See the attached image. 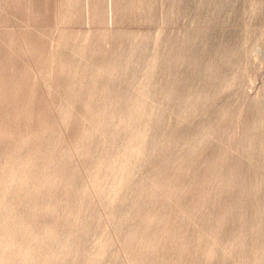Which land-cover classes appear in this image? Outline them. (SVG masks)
Returning <instances> with one entry per match:
<instances>
[{
    "label": "rangeland",
    "instance_id": "rangeland-1",
    "mask_svg": "<svg viewBox=\"0 0 264 264\" xmlns=\"http://www.w3.org/2000/svg\"><path fill=\"white\" fill-rule=\"evenodd\" d=\"M258 1L142 0L143 10L139 11V0H127L124 17L118 15L112 25H107L98 15L89 24L85 23L83 0L71 3L68 0H0V220L9 211L11 202L16 201L12 199L20 185L16 177L23 168H29L32 177L26 187L28 194L12 204L15 222L0 235V256L3 255L0 264H45L46 257L40 256L37 261L34 257L27 258L28 251L65 255L56 257L59 260L56 264H264V257L255 259L254 253L260 244L257 215L246 208L238 220L232 210L241 195L247 198L246 204L248 200L251 202V208L255 207L254 200H264L263 195H254V190L264 185V166L251 171L247 163L244 167L236 166L239 147L248 133L246 128L252 131L254 126L264 124V102L261 103L262 120L256 119L251 102L243 104L240 97H234V91L241 87L239 83L226 84L232 76L239 75L229 60L233 51L246 43L247 49L257 45L260 55L264 56V40L257 33L259 28H264V0L255 8L259 9L255 14L249 11V5ZM96 7L100 14L101 8ZM66 9H70L68 14ZM245 29L251 31L247 36ZM181 45L194 52L177 54ZM215 47L217 52H206ZM172 57H178V66L164 68ZM183 58H191L192 65ZM71 61L80 65V70L84 67L83 73L78 70L82 79L74 80L73 86L67 79H70V70L66 71ZM88 63L96 64L94 69L98 74L93 73L94 79L98 78L96 86L91 85L92 70L85 68ZM111 72L114 77L109 79ZM254 72L257 81L252 87H246H251L249 94L264 81V59L260 69ZM178 78L177 88H191L196 99L201 94L190 114L187 104L173 105L160 90L171 87ZM140 84L144 85L145 92L137 99ZM70 87L72 92L80 93L79 97L67 99ZM106 88L117 95L125 92L127 105L141 104L139 114L148 117L145 121L140 117L135 119L142 123L140 133L145 135L144 144L140 146L137 139L126 147L129 173H121L119 168L124 162L116 160L117 167L112 168L119 174L116 183L109 181L98 164L106 151L118 158L125 144L113 145L109 133L93 124L97 119L95 114L100 115L98 120L110 119L111 127L126 135L133 126L123 127L119 116L122 103L112 108L115 103L111 105L107 99L113 93ZM88 90L93 97L86 95ZM85 98H89V106ZM257 100L263 101L264 97ZM225 108L228 111L225 122L210 131L219 138L201 143L202 112L213 116L212 112ZM165 133L170 138L151 148V143L159 142ZM263 136L264 133L260 138L264 139ZM83 140L91 145L88 155L78 149L84 148ZM189 145L193 151H189ZM139 148L141 152H137ZM145 155L150 156L147 162ZM219 155L222 156L215 161ZM28 157L33 160L32 166L19 164ZM8 160L12 165H6ZM165 161L168 168L178 169L179 174L170 185L175 191L171 205L169 198L161 196L166 193L165 187L163 192L155 191L152 198L155 203L148 204V216L153 221L147 224L145 232L137 233L140 243L135 240L131 245L127 243L134 247L125 246V222L121 221L123 227L114 230L110 221L116 223L119 216H129L139 209L144 193L140 197L137 185L147 184L146 176L162 169ZM230 168H237L236 174H239L232 188L224 181ZM217 172L219 179H216ZM87 180L92 185L98 181L100 189L95 195H85L84 207L77 211L78 197ZM125 181L127 185L122 184ZM114 185L121 189L117 191L119 200L111 206L107 201L114 194ZM174 200L179 203L177 209L173 206ZM99 201L103 212V219L98 222L101 224L97 223L100 208L93 206ZM222 211L225 232L218 235L216 223ZM105 216L110 217L108 224ZM165 222L176 229L174 240L163 235L161 227ZM243 245L250 250L242 253Z\"/></svg>",
    "mask_w": 264,
    "mask_h": 264
},
{
    "label": "bare ground",
    "instance_id": "bare-ground-1",
    "mask_svg": "<svg viewBox=\"0 0 264 264\" xmlns=\"http://www.w3.org/2000/svg\"><path fill=\"white\" fill-rule=\"evenodd\" d=\"M132 1V0H131ZM140 4L138 5V8H139V11L140 10H143L142 7V0H139ZM67 2V1H66ZM68 2H72V0H68ZM261 2L262 0L258 1L256 4L252 5L250 4L249 5V11L252 12V14H255V12H257L259 9H255L257 7H260L261 5ZM126 4H127V0H83V11H84V21L86 24H89V22L91 21V19H94L97 15H98V18L100 20H104L107 25H112L113 24V20L118 17V15H121L122 17H124L125 13H124V10L126 9ZM96 5H98L100 8H101V13L99 14L97 12L98 10V7H96ZM132 5V4H131ZM135 6V5H134ZM150 6V5H149ZM5 7V6H4ZM149 8V7H148ZM5 9V8H4ZM147 10V9H146ZM70 11V9H66L65 12L68 14ZM138 11V10H137ZM148 11V12H147ZM146 11V13H149L151 11V8L148 9ZM142 12V11H141ZM7 13V12H6ZM124 13V14H123ZM56 14V13H55ZM6 15V14H5ZM148 17V16H147ZM56 18V17H55ZM150 19V18H149ZM118 20V19H117ZM56 30V29H55ZM67 31V30H66ZM249 32L251 31H248L247 29H245V32H244V35L247 36L249 34ZM253 32V31H252ZM103 33H106L105 31ZM257 33L263 38L264 40V28H259V31H257ZM62 35V34H61ZM64 38V37H63ZM10 44V43H9ZM208 44V43H207ZM212 48L214 47L211 46ZM218 47H215L214 49H206V52L209 54V53H215L217 52L218 50ZM153 52H157L155 50H153ZM194 51H190L188 48H183L182 45L178 48L177 50V54H181V55H186V54H191L193 53ZM241 52H243V54L241 55ZM241 56V57H240ZM243 57V59H242ZM73 59V58H72ZM149 59V58H148ZM148 59H145V60H148ZM184 60L187 61L188 65H192V59L191 58H183ZM263 59H264V56L260 55L259 53V49H258V46L255 45L253 47H251L250 49H247V44L244 43V45H242L240 47V49L238 51H233L232 52V55L230 57L229 60H231V64L234 65V68L233 70L238 72L239 75L238 76H232V78L230 79V81H228L226 84L227 85H231V84H236V83H239V86L243 87V88H237L235 91H234V97H240L241 98V102H243V104H245L246 102H251L252 104V111H253V117L256 118V119H261L262 120V114H263V107H261V103L264 102L263 101H258L257 99L260 97V96H263L264 97V81H261L259 82V85H257L256 88H254V92L253 94H249L248 92V89L249 88H246L247 86H251L255 80L257 79L256 78V74H255V70H258L260 69V65L261 63L263 62ZM57 60V59H56ZM71 60V59H70ZM74 60V59H73ZM72 60V61H73ZM77 60V59H76ZM171 61V63L167 64L166 67L164 68H167V69H174V67H177L178 66V57H172L169 59ZM59 61V60H58ZM69 61V59H68ZM69 62L67 63V67L68 69H66V71L70 70L69 71V78H67L68 80L71 81V86H73L74 84V80H76L77 82V79H82L81 77V73L78 71L80 69L78 64H75L74 62ZM75 61V60H74ZM60 62V61H59ZM62 62V61H61ZM65 62V61H64ZM78 62V60H77ZM184 62V61H183ZM63 63V62H62ZM82 63V62H81ZM59 64V63H58ZM57 64V65H58ZM61 64V63H60ZM63 64H61L62 66ZM83 65V64H82ZM61 66H60V69H61ZM66 66V64L64 65ZM96 66V64L94 63H88L86 65L85 68H88V69H91L92 72H91V75L90 76V79L92 81V84L93 86H96L97 84V81L98 78L97 76H95L96 79H94V75L93 73H95L97 70L94 69ZM250 66V67H249ZM63 67V66H62ZM208 67V65H207ZM66 67H64L65 69ZM84 69V67L82 68ZM81 69V70H82ZM87 69V70H88ZM63 70V69H61ZM60 70V71H61ZM80 70V71H81ZM96 70V71H95ZM65 71V70H64ZM85 71V70H84ZM62 74V72H60ZM65 73V72H63ZM82 73H83V70H82ZM86 73V72H84ZM36 74V73H35ZM89 74V73H88ZM96 74H98L96 72ZM109 75V79L113 78L114 77V73L111 72L108 74ZM85 76V75H84ZM88 76V75H87ZM86 76V77H87ZM99 77V76H98ZM84 79V78H83ZM86 81H87V78H85ZM85 79L83 80L84 82ZM89 79V78H88ZM89 79V80H90ZM66 80V79H65ZM88 80V81H89ZM102 80V79H101ZM262 80V79H261ZM57 81V80H56ZM69 81V82H70ZM89 81V82H91ZM180 81V78H178L177 80L173 81V84L171 87L169 88H160V90H162L163 92V95H164V98L168 101H170L173 105H178V104H181V103H185L187 104V106L189 107V110L188 111V114H190L196 107V104L198 103L200 97H201V94H197V99L195 98V95L194 93L192 92V90H190L191 88H177V85ZM257 81V80H256ZM68 82V81H67ZM81 82V81H80ZM102 82V81H101ZM65 83V82H63ZM83 83V82H82ZM69 84V85H70ZM86 84V83H85ZM101 84V83H100ZM103 84V83H102ZM101 84V85H102ZM13 85V84H12ZM11 85V87H12ZM41 85V84H40ZM63 85V84H62ZM79 86V85H78ZM85 86V85H84ZM99 86V85H98ZM143 84H140V87H138V91L136 93V98L137 99H140L141 97H139L140 95H142L144 91V88H143ZM81 87V86H80ZM89 87V86H88ZM129 87V86H127ZM159 87H162V86H159ZM252 87V86H251ZM250 87V89H251ZM66 88V87H65ZM68 88V87H67ZM93 88V87H92ZM95 88V87H94ZM98 88V87H97ZM103 88V86H102ZM62 89V88H61ZM73 88L70 87V91L67 95V99H76L77 98V95L79 97V94H77L76 92H72ZM88 89V88H86ZM101 89V88H100ZM105 89V88H104ZM219 90H223V89H232V88H218ZM249 89V90H250ZM14 90V89H13ZM90 90V88H89ZM88 90V94H86L87 96L89 97H93V94H91V91ZM107 91H110L111 93H113L112 95L113 96H110L108 99H107V102H109V104L112 105V103H115L112 108H115V107H119L118 105H120V103H122V107L120 106V109H119V116L122 118V125L124 128H127V127H130V126H133V130L132 131H128L129 133L126 135L124 134L122 131L118 130L117 128L115 127H111L112 124H111V121L110 119L109 120H98L100 115L98 113H96V117L97 119L95 121H93V124H95L97 126V128L99 130H103V131H106L107 133H109V139H112L113 140V145L114 143H118L119 144H125L124 147H123V151H120L119 152V157L117 158L111 151H106L104 153V155L100 158L99 160V164H98V169H103L104 170V174L108 176L109 178V181L111 183H116V182H119V174H117V171H113L112 168L114 167H117L116 165V160H118L119 162H124L119 170H122L121 173L125 174V173H129V166L127 165V160L128 157H129V150L126 149V147L133 143L134 141H136L137 139H139L140 141V146H142L144 144V138H145V135L140 133L141 131V121H135V119H137V117H140V118H143V120L145 121V117L146 116H142L139 114V111L142 110V105L139 104V103H134L131 105V103H129L127 105V95L126 93L124 92H120V94H116V92L112 91L111 89H107ZM126 90H129V88H126ZM68 91V90H67ZM79 91V89H78ZM87 91V90H86ZM105 91V90H104ZM215 92H218V90H215ZM81 92V91H80ZM85 92V91H84ZM82 92V93H84ZM95 92V91H94ZM99 92V91H98ZM183 92V93H182ZM58 93V92H57ZM66 93V92H65ZM86 93V92H85ZM109 93V95L111 94ZM118 93V92H117ZM96 94V93H95ZM97 95V94H96ZM96 95H95V98H96ZM101 95V94H100ZM103 95V94H102ZM61 96V95H60ZM107 96V95H106ZM20 97V96H19ZM81 97V96H80ZM85 97V96H84ZM63 98V97H61ZM98 98V97H97ZM183 98V99H181ZM81 99V98H80ZM196 99V100H195ZM64 100V99H63ZM86 100V105L89 106V98H85ZM94 100V99H92ZM101 100V98H100ZM76 101V100H75ZM72 102V101H71ZM93 102V101H91ZM96 102V101H95ZM75 103V102H74ZM98 103H100L98 101ZM97 104V103H96ZM69 105V104H68ZM84 105V104H83ZM95 106V104H94ZM99 106V105H98ZM67 107V106H66ZM32 108V107H31ZM65 108V107H64ZM68 108V107H67ZM72 108V107H71ZM70 109V108H69ZM85 109V108H84ZM88 110V109H87ZM93 110V109H92ZM90 110V111H92ZM72 111V110H71ZM89 111V113H90ZM94 111V110H93ZM96 111V110H95ZM94 111V112H95ZM118 111V110H117ZM61 112V111H60ZM69 113V112H68ZM92 114V113H91ZM213 116H210L208 113H205V112H202V122H204L203 125V129L201 130L200 132V141L202 143L205 144L206 142H208V140L210 139H213V137L215 138H219V136L215 135L214 133H211V129L212 128H220V123H224L227 116H228V111L225 109H218L214 112H212ZM105 116V115H104ZM59 117V116H58ZM63 117V116H62ZM90 117V115H89ZM107 117V116H106ZM60 118V117H59ZM148 118V117H147ZM61 119V118H60ZM65 120V118H63ZM62 119V120H63ZM69 119V117H68ZM91 119L93 120V117H91ZM59 120V119H58ZM57 120V121H58ZM67 121V120H66ZM65 121V122H66ZM62 122V121H61ZM60 122V123H61ZM64 122V121H63ZM69 122V121H67ZM84 122V121H83ZM89 122V121H88ZM113 122V121H112ZM58 123V124H60ZM57 124V125H58ZM66 124V123H65ZM64 124V125H65ZM61 125V124H60ZM68 125V124H67ZM88 126V125H87ZM61 127V126H60ZM62 128V127H61ZM115 128V129H114ZM65 129V128H64ZM86 129V128H85ZM120 129V128H119ZM63 130V129H62ZM88 130V129H86ZM248 130V133L245 134V139L242 140V143L240 145V154H239V157L236 159V166H238L239 168L240 167H244V163H247V166H248V170L251 171L252 170H257V168L261 167V166H264V139H261L260 137L263 135L264 133V124H260V125H257V126H254L253 130L251 131V129H247ZM47 132V131H46ZM58 132H59V129H58ZM64 132V130L62 131V133ZM260 132H263V133H260ZM65 133V132H64ZM102 134V133H101ZM124 134V135H123ZM48 135V134H47ZM31 136V135H30ZM86 136V135H85ZM84 136V137H85ZM264 137V136H263ZM108 138V137H107ZM170 138V134H166L165 135L163 134L162 136V139L159 141V142H153L151 143L150 147L151 148H154L156 146H160L162 144H164V142L166 140H168ZM246 138H247V141H246ZM41 139V138H40ZM85 139V138H84ZM18 141V140H17ZM22 141V140H20ZM84 143L86 142L85 140H83ZM14 142V141H13ZM12 142V143H13ZM62 142V141H61ZM60 142V143H61ZM24 143L26 144V142L24 141ZM39 143V142H38ZM53 143V142H52ZM87 143V142H86ZM85 143V146L84 148L82 146H79L78 149H81L84 153V155H88L91 151V145L89 146L88 143L86 144ZM222 143L224 144L225 142L222 141ZM15 144V143H14ZM23 144V143H22ZM42 144V143H41ZM55 144V142H54ZM57 144V143H56ZM226 144V143H225ZM18 145V143H17ZM81 145V144H80ZM116 145V144H115ZM14 146V145H13ZM51 146V145H50ZM229 146V145H228ZM223 147V146H222ZM230 147V146H229ZM23 148V147H22ZM55 148V147H54ZM83 148V149H82ZM188 149L189 151H193V148L191 145L188 146ZM231 149V148H230ZM25 150V149H24ZM54 150V149H53ZM77 150V149H76ZM237 151V149H235ZM38 151V150H37ZM235 151V152H236ZM56 152V150H55ZM68 152V151H66ZM75 152V151H74ZM137 152H141V148H139L137 150ZM28 153V152H27ZM42 153V152H41ZM73 153V152H72ZM68 154V153H66ZM74 154V153H73ZM76 154V152H75ZM74 154V155H75ZM33 155V154H32ZM66 156V155H65ZM145 155V161L147 162L149 159H150V156H147ZM222 155H219L215 161H217ZM31 157V155H30ZM28 157L26 159L19 162L20 165L22 166H32L33 164V160ZM55 157V156H54ZM63 157V155H62ZM143 156L141 157L144 158ZM7 158V157H6ZM116 158V159H115ZM4 159V158H3ZM21 159V158H20ZM23 159V158H22ZM62 159V158H60ZM59 160V159H58ZM162 160V159H161ZM246 162H245V161ZM60 161V160H59ZM72 161V160H71ZM157 161V160H156ZM15 162V161H14ZM75 162V161H74ZM158 162H160L158 160ZM12 161L11 160H8L6 162V165H12ZM72 163V162H70ZM78 163V162H77ZM214 163V162H213ZM1 165V164H0ZM77 165V164H76ZM2 167V166H1ZM161 167V165H160ZM41 168H44L43 166ZM61 168V167H60ZM81 168V166H80ZM66 169V168H65ZM109 169L111 171H109ZM63 170V169H62ZM79 170V169H77ZM230 174L228 175V179L224 180L226 181V185L229 187V188H232L234 187V185L237 184V179L239 177V174H236L237 173V168H230ZM61 171V170H60ZM69 171V170H68ZM76 169L73 170V173H76ZM166 173V176L164 175L163 177H160L162 176L164 173ZM68 173V172H67ZM31 171L29 170V168H23L22 172H20V175L18 177H16L19 182H20V185H19V189H16L15 190V193H16V196L13 197L12 199L16 200L14 203L16 204L17 202L20 201L19 197L25 195V194H28V191L26 190L27 188L26 187H29V181H31ZM67 175V174H66ZM73 175V174H72ZM62 176V175H61ZM69 176V175H68ZM179 176L178 174V169H171V168H168L167 167V164H166V161L162 164V169H159L158 171H153L151 174H149L148 176H146V180H147V184H143V183H139L137 185V187H139L141 193H140V197L142 196V194L144 193V196L142 197L141 199V204H140V207L139 209L136 210V212H134L133 214H130L129 217L128 215L124 214L122 216H119V219H118V222L114 223L113 220L111 219V223L113 224V229H119L121 227V221H124L125 224H124V229L126 231V234H124V245L125 246H129L133 243H131V241H135L137 240V233H143L145 232V230L147 229V224L148 223H151L153 221V218L148 216V204H151L153 205V203H155V200L152 199L154 194H155V191L159 190L161 192L162 191V187H165V191L166 193L165 194H162L161 193V196L164 195V198L166 197L167 199L169 198V202H170V205H171V198L173 196V194H175V191H174V188L171 187V183L173 182V179L177 178ZM219 176H220V173L217 172V175H216V179H219ZM122 184H126L127 185V182L125 181V183H122ZM131 184L128 186L130 187ZM68 188V187H67ZM100 189V184L98 183V181H96V183L94 185L91 184V182H89L87 180V185L85 186L84 190H83V193L78 197V199L80 198V201H79V204L76 206V209L77 211H80L83 207H84V197L85 195H95L97 193V191ZM114 194L113 196H111L109 199H108V204L111 205V206H114L116 200H119L118 199V192L119 190L121 189L120 187H118L117 185H114ZM59 190V189H58ZM30 191V190H29ZM63 191V190H62ZM77 191V190H76ZM118 191V192H117ZM65 194V192H64ZM67 194V193H66ZM259 197H261L262 195L264 196V185L260 188H257L256 190H254V195H257ZM254 197V196H253ZM16 198V199H15ZM92 198V197H91ZM95 198V197H94ZM245 199H247L246 197H244L243 195L239 197H237L236 199V204L233 205L232 207V210H234L238 220L241 219V215H242V211L246 208H249L251 210H253L254 214L257 215L258 217V221H257V226H256V229L257 231L259 232V235H260V244L258 245V248L255 250V259H260L262 257H264V200L260 201L259 199L257 200H254L253 202L255 203V207L254 208H251L250 205H251V202L248 200L247 204L245 203ZM255 199V198H254ZM91 200V199H90ZM96 200V199H95ZM98 201V200H96ZM13 202V201H12ZM10 204V207H9V211H7L6 213H4V217L0 220V235L2 236L4 231L6 229H8L10 227V225H13V223L15 222V212H14V203ZM175 204L173 203V206L175 209L178 208L179 206V203L178 201L174 200ZM98 205H96L95 203L93 204L94 208L95 207H99L100 208V214L102 212V204L99 202H97ZM86 205V203H85ZM91 205V204H90ZM88 206V204H87ZM92 206V207H93ZM98 208V209H99ZM96 209V208H95ZM54 211V210H53ZM86 211V210H85ZM50 212V211H49ZM83 212V211H82ZM90 212V211H89ZM95 213V212H94ZM103 213V212H102ZM224 211L221 212L220 216H219V219L217 220V225H216V233L218 235H221L225 232V227L223 225V220H224ZM56 215V214H55ZM54 215V216H55ZM94 215V214H93ZM182 215V214H181ZM77 219H79V216L78 215H75ZM102 214L98 217V220H97V223L100 222V220H102ZM126 216H128V218H126ZM2 217V216H1ZM0 217V218H1ZM69 217V216H68ZM92 218H94L92 216ZM107 218V224H108V218L110 217H106ZM65 220L63 219V222ZM126 221H129V223ZM88 222V221H86ZM92 223V222H91ZM102 223V222H101ZM101 223H98V224H101ZM93 227V226H92ZM104 227V226H102ZM123 227V226H122ZM121 227V228H122ZM108 228V227H107ZM98 229V228H97ZM162 229V233L163 235H167L168 237L170 236V238H172L173 240L175 239V236L177 234V231L174 227H171L169 225H166V222L163 224V226L161 227ZM85 230V229H84ZM92 230V229H91ZM188 236V235H187ZM183 237V236H182ZM2 238V237H1ZM156 236H153V240H155ZM186 239V238H185ZM188 239V237H187ZM54 240V239H53ZM52 240V241H53ZM29 241V239H28ZM114 240H111L110 242H113ZM139 243L140 241L137 240ZM171 241V240H169ZM129 243V245L127 244ZM138 243V244H139ZM172 243V242H171ZM135 244V243H134ZM123 245V244H122ZM140 246V244H139ZM139 246H135V247H139ZM129 247H134L133 245L132 246H129ZM31 248V247H30ZM135 249V248H133ZM137 249V248H136ZM34 250V249H33ZM36 250V249H35ZM248 250H250V248H247L245 245H243L241 247V251L242 253H244L245 251L247 252ZM37 251V250H36ZM33 252V251H32ZM35 252V251H34ZM38 252V251H37ZM126 252V251H124ZM129 252V251H128ZM42 253V252H41ZM41 253H31V252H27L25 253L27 258H30L31 257L35 258V261H37L38 259L36 258H39L40 256H43V257H46L47 259L44 260L45 264L46 263H51V264H56L57 260L56 257H64L65 255L63 254H54V253H50L48 254L47 252L45 254H41ZM102 253H104V251H102ZM1 254V253H0ZM142 254V253H141ZM89 255V254H88ZM91 255V254H90ZM95 255V254H93ZM134 255V254H133ZM124 256V255H122ZM121 256V258H122ZM42 257V258H43ZM52 257H55V259L53 260ZM1 258H3V255L0 256V262H3L1 261ZM50 259V260H49ZM123 260V259H122ZM34 261V262H35ZM121 261V260H120ZM59 263V262H58ZM73 263V262H72ZM116 263V262H115ZM122 263V262H121ZM124 263V262H123ZM76 264V262H75Z\"/></svg>",
    "mask_w": 264,
    "mask_h": 264
}]
</instances>
